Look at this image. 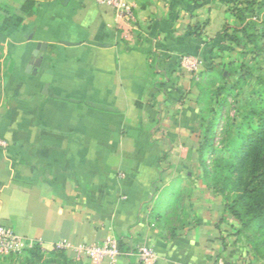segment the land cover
<instances>
[{"label":"crops","instance_id":"obj_1","mask_svg":"<svg viewBox=\"0 0 264 264\" xmlns=\"http://www.w3.org/2000/svg\"><path fill=\"white\" fill-rule=\"evenodd\" d=\"M127 1L132 24L93 0H0V16L23 18L0 59V224L37 243L42 258L31 264L54 258L61 241L107 236L123 252L152 247L155 264H204L197 249L217 242L202 219L183 234L181 221L168 228L152 213L161 154L183 135L180 57L199 50L212 20L198 33L195 24L214 0ZM26 257L0 255V264ZM98 264L142 263L122 254Z\"/></svg>","mask_w":264,"mask_h":264},{"label":"rangeland","instance_id":"obj_2","mask_svg":"<svg viewBox=\"0 0 264 264\" xmlns=\"http://www.w3.org/2000/svg\"><path fill=\"white\" fill-rule=\"evenodd\" d=\"M209 9L208 14L202 9L205 20L195 24L198 33L212 20L199 50L180 57L198 58L201 66L191 73L180 64L186 72L183 135L176 136L161 154L164 172L157 185L159 190L174 192L165 212L167 220L159 223L176 228L181 221L183 234L199 219L213 226L217 242L197 249L204 264H264V223L252 221L244 226L224 209L241 193L250 167L229 168L228 163L219 162L225 155L220 151L223 136L232 137L239 128L245 132L246 110L264 95V0H214ZM3 55L0 44V59ZM3 80L0 72V97ZM212 121L217 122L213 140L217 151L214 156H199L197 143L204 125ZM216 165L220 170H215ZM155 202L156 198L152 206ZM25 261L34 260L26 257Z\"/></svg>","mask_w":264,"mask_h":264},{"label":"trees","instance_id":"obj_3","mask_svg":"<svg viewBox=\"0 0 264 264\" xmlns=\"http://www.w3.org/2000/svg\"><path fill=\"white\" fill-rule=\"evenodd\" d=\"M23 12L28 15L33 12L32 1L25 4ZM22 20L23 18L16 14L0 16V44L3 43L5 37L13 29L21 25ZM261 98L263 102H260ZM246 112H248V118H244L247 120L246 131L242 132L239 128L232 137L223 136L220 151L225 155L219 158V162L228 163L229 168L238 165L236 166L237 169H241L245 164L250 167L239 196L231 203H225L224 205V209L236 220L241 221L244 226H248L252 221L258 224L264 223V95L260 96L259 100H254ZM216 126L217 122L215 121L204 125L202 139L197 143L196 148L199 156L215 155L217 149L213 145V140ZM216 167L215 170H220L219 165H216ZM163 172V170L160 171L159 180L154 182L153 185L156 202L152 206V213L158 222L167 220L165 212L172 205L173 199H170V196L174 192L171 188L159 190L157 183L162 180ZM244 218L245 221H243ZM119 249L122 251L120 245ZM24 253L28 254V258L34 260L31 261L32 263L40 262L42 258L37 246L27 249ZM52 254L54 258L46 260V264H79L68 260L62 250H55Z\"/></svg>","mask_w":264,"mask_h":264},{"label":"built area","instance_id":"obj_4","mask_svg":"<svg viewBox=\"0 0 264 264\" xmlns=\"http://www.w3.org/2000/svg\"><path fill=\"white\" fill-rule=\"evenodd\" d=\"M95 3L110 6L117 17L124 23L132 24L135 21L133 5L127 0H93ZM181 66L193 73L197 72L201 66V62L195 57H182L180 59ZM5 142L0 140V145ZM37 243L32 239H27L17 234L10 227L0 224V255H18L24 253L27 249L36 246ZM54 248L56 250L70 249L77 255H83L90 262L98 264L104 260L115 263L122 254L134 255L142 264H155L156 254L152 247L142 246L135 251L122 252L119 244L113 236H107L104 241L98 244H79L74 245L67 241L57 243Z\"/></svg>","mask_w":264,"mask_h":264},{"label":"water","instance_id":"obj_5","mask_svg":"<svg viewBox=\"0 0 264 264\" xmlns=\"http://www.w3.org/2000/svg\"><path fill=\"white\" fill-rule=\"evenodd\" d=\"M45 45L43 44L41 47L43 48ZM41 48V49H42ZM51 70H46L44 76L42 77V81L44 82L43 93L47 92V88L49 86V82L51 80Z\"/></svg>","mask_w":264,"mask_h":264}]
</instances>
